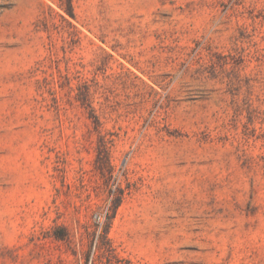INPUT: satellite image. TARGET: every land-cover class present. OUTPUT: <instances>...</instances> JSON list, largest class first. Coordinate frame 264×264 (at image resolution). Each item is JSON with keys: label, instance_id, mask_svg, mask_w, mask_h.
Segmentation results:
<instances>
[{"label": "rangeland", "instance_id": "374dc122", "mask_svg": "<svg viewBox=\"0 0 264 264\" xmlns=\"http://www.w3.org/2000/svg\"><path fill=\"white\" fill-rule=\"evenodd\" d=\"M0 264H264V0H0Z\"/></svg>", "mask_w": 264, "mask_h": 264}]
</instances>
